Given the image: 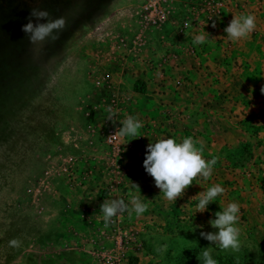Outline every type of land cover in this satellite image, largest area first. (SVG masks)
I'll return each instance as SVG.
<instances>
[{
	"label": "crops",
	"instance_id": "0c3cea01",
	"mask_svg": "<svg viewBox=\"0 0 264 264\" xmlns=\"http://www.w3.org/2000/svg\"><path fill=\"white\" fill-rule=\"evenodd\" d=\"M196 2L176 0L165 24L142 29L138 22L90 58L66 131L13 206L16 216L26 198L32 226L4 264H100L99 249L119 257L120 264H190L188 239L199 237L206 221L204 213H195L192 198L206 190L205 181L194 180L175 203L166 201L143 166L147 146L192 137L206 160L219 157L213 183L221 173L236 174L237 157L248 165L239 166L246 177L253 157L260 154L264 162V0H233L216 27L190 21L180 32ZM249 13L257 25L251 37L227 40L224 29L234 15ZM199 34L206 42L193 44ZM107 108L117 112L115 123L107 120ZM127 116L143 127L139 136L127 138L136 148L123 152L122 169L116 171L104 137ZM65 165L70 174L61 171ZM129 192L148 210L140 217L127 212L124 224L105 228L101 205L114 198L128 203ZM173 223L178 230L168 232ZM127 231L130 236L124 237Z\"/></svg>",
	"mask_w": 264,
	"mask_h": 264
},
{
	"label": "water",
	"instance_id": "95a60500",
	"mask_svg": "<svg viewBox=\"0 0 264 264\" xmlns=\"http://www.w3.org/2000/svg\"><path fill=\"white\" fill-rule=\"evenodd\" d=\"M147 2L0 0V220L66 131L90 58L103 44L128 34ZM33 8L69 18L60 39L47 46L39 62L22 31ZM52 56L60 58L43 68Z\"/></svg>",
	"mask_w": 264,
	"mask_h": 264
},
{
	"label": "clouds",
	"instance_id": "9594fccd",
	"mask_svg": "<svg viewBox=\"0 0 264 264\" xmlns=\"http://www.w3.org/2000/svg\"><path fill=\"white\" fill-rule=\"evenodd\" d=\"M68 16L53 17L46 9L33 8L28 17V22L22 26V31L27 35L29 43L32 46L33 58L39 62L45 54L49 44H54L60 39V34L68 27ZM212 27H216L215 24ZM256 17L253 14L234 15L229 25L224 29L227 34L226 39L232 43H238L242 40L249 39L251 34L256 30ZM206 33V32H205ZM76 36L79 33L75 34ZM223 38V37H222ZM206 42L205 35L199 34L193 37V44L201 45ZM59 56L48 58L43 64V68H50L54 65ZM264 94V87L261 88ZM107 120L116 122L117 112L107 108ZM122 127L118 128L115 133L107 139L115 140L128 137H137L140 135V129L143 127L142 122L133 116H127L120 120ZM199 141L192 137H186L182 142L175 139H160L155 143L147 146V153L144 160L146 172L154 179L155 186L161 190L162 197L168 202H176L183 196L186 189L193 185V181L202 178L208 181L217 164L219 157H213L206 160L203 156V146L197 147ZM139 189L137 185L134 184ZM225 189L220 184H214L207 190L198 193L192 198L196 201L195 213H205L208 206L215 202L219 196H222ZM129 202L125 203L124 199L114 198L105 200L100 207V213L105 228L114 223V218L128 212L129 216L133 213L137 217L142 216L147 210L148 205L141 202L138 196L129 192ZM221 211L215 213V218L209 220V224L214 232L201 231V238L214 244L220 251L239 252L241 249V228L238 226L240 219V205L235 202L229 203ZM21 241L13 239L9 241L10 247H19ZM166 248V246H164ZM163 249H158V251ZM214 248L207 247L200 251L197 260L200 264H218L213 258Z\"/></svg>",
	"mask_w": 264,
	"mask_h": 264
},
{
	"label": "rangeland",
	"instance_id": "374dc122",
	"mask_svg": "<svg viewBox=\"0 0 264 264\" xmlns=\"http://www.w3.org/2000/svg\"><path fill=\"white\" fill-rule=\"evenodd\" d=\"M258 156L253 157L252 164L249 165L248 171L250 177H246V169H240L239 166H245L239 162L237 157V172L232 173L230 178L223 173L219 183L210 180L205 181L206 190L214 184H220L225 192L219 196L217 200L208 206V211L204 213L205 224L203 232H214L209 220L215 218V213L221 211L229 203L235 202L240 205V219L238 226L241 228V249L239 252L220 251L214 244H210L207 240L199 237L188 239L187 258L190 264H200L197 256L200 251L207 247L214 248L212 255L218 264H264V162ZM225 172L229 167L222 165ZM244 168V167H243ZM233 168L231 167V170ZM240 169V170H238ZM15 210L16 216L13 215L14 208L12 207L0 220V264H4L6 254L10 251H16L17 247H10L9 241L17 239L22 241L27 236V228L32 226V216L29 214L28 206H26V198L22 199ZM19 204V202H18ZM21 206V207H20ZM27 208V209H26ZM176 219V218H175ZM173 220L174 222L176 220ZM175 224L170 225V231H177ZM200 235V234H199ZM172 252L175 251L171 250ZM177 252V251H175ZM184 258L182 261L185 260Z\"/></svg>",
	"mask_w": 264,
	"mask_h": 264
},
{
	"label": "built area",
	"instance_id": "2783aa9c",
	"mask_svg": "<svg viewBox=\"0 0 264 264\" xmlns=\"http://www.w3.org/2000/svg\"><path fill=\"white\" fill-rule=\"evenodd\" d=\"M176 0H148L147 4L142 9L140 18H139V26L142 29H152L158 28L165 24L168 19L173 14V5ZM233 0H198L190 10V18L183 24L181 28H179L180 32H184L187 29V24L190 21L198 24L200 28H203L208 25H213L218 20L224 18L226 13L229 11L230 6ZM135 44V43H133ZM135 45H139L137 42ZM99 84V83H97ZM117 129L111 128L106 132L105 135V143L111 149V160L112 165L116 171H121V161L122 155L124 151H134L136 148V142L129 140L127 138L120 139L117 138L115 140L107 139L109 136L113 135ZM123 141V142H122ZM121 142L123 143V148H120ZM73 163V159H70L68 165ZM65 165L62 167L61 171L65 174H70L71 168ZM123 199V198H121ZM126 203V201H125ZM127 216V212L119 215L114 218V223L112 225H116L118 223L124 224V220ZM129 231L125 232L124 237L130 236ZM101 236H104V231L100 232ZM130 242V238L127 240ZM97 261L100 264H120V258L115 255H110L103 249L96 250L95 252Z\"/></svg>",
	"mask_w": 264,
	"mask_h": 264
}]
</instances>
